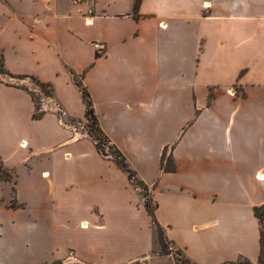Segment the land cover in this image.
Segmentation results:
<instances>
[{
	"label": "crops",
	"instance_id": "0c3cea01",
	"mask_svg": "<svg viewBox=\"0 0 264 264\" xmlns=\"http://www.w3.org/2000/svg\"><path fill=\"white\" fill-rule=\"evenodd\" d=\"M134 5L0 0L4 70L52 88L34 118L26 87L0 78V162L16 176L21 201L1 206L0 232L42 225L53 250L43 259L0 248V264H176L158 254L141 192L73 124L85 121V105L72 73L146 186L166 237L194 264L256 262L260 231L264 243V219L254 214L264 205V0ZM164 150L173 170L161 163ZM23 206L33 216H16Z\"/></svg>",
	"mask_w": 264,
	"mask_h": 264
},
{
	"label": "trees",
	"instance_id": "16d2710c",
	"mask_svg": "<svg viewBox=\"0 0 264 264\" xmlns=\"http://www.w3.org/2000/svg\"><path fill=\"white\" fill-rule=\"evenodd\" d=\"M139 1L140 0H135L134 11H136V8H137ZM2 65H3V62L1 64V66ZM3 72L7 73L10 76H13L14 78H28V79L32 80L36 84V86H38L42 90V92H41L42 96H40V98H42L43 96L48 97V98L52 97V88H51L50 84L43 83L32 75L15 76V75H12V74L6 72L5 70ZM72 76H73V80H74L75 85L79 88V90L81 92V96H82V99H83V102L85 105L84 119L86 121L85 126L87 127V129H86L87 134L93 140L98 153L104 157L112 159L117 164V166L119 168H121L127 174L128 179L136 188H138V190L143 195V198L146 199V197H148V200L144 199V206H145L148 214L151 217V223H152L154 230H155V233H156L157 242H158V246H159L158 254L159 255L170 254V250L168 249V246H167V237L164 233L163 228L157 223V221L154 217L155 205L152 203V200L148 194L146 186L136 178L134 171L129 168V166L125 160L124 155L117 149V147L110 141V139L101 130V128L98 124L94 109H93V105H92L90 95H89L87 89L83 86V84L81 82V76H77L73 73H72ZM24 89H26L28 91V93L30 94V96L34 102V105H35V111H34L32 116L34 118L41 116V114H43V111H39V105H37L36 97L27 88H24ZM108 144H109L108 147H109L110 151L105 150V146H107ZM165 151L166 150H164L162 153L161 163L163 161H165L166 162L165 163V169L173 170L172 160L170 157L165 158ZM13 178H14L13 171H11L8 168H6L5 166H3V164L0 162V181H11V180H14ZM151 204H153V205H151ZM254 214L258 218V220L261 222L264 219V205L255 207L254 208ZM259 243H260L259 254H258V258H257L256 262H252L245 257H240L235 261H229V262H225L222 264H264V243H263V236H262L261 231H260ZM185 258L188 260V258L186 256H185Z\"/></svg>",
	"mask_w": 264,
	"mask_h": 264
},
{
	"label": "rangeland",
	"instance_id": "374dc122",
	"mask_svg": "<svg viewBox=\"0 0 264 264\" xmlns=\"http://www.w3.org/2000/svg\"><path fill=\"white\" fill-rule=\"evenodd\" d=\"M2 64V57L0 55V78L4 79L6 82L11 83V84H18L21 86H24L28 88L29 91L33 93V95L36 97V102L37 105L40 106L41 102L43 101V97L41 92L42 90L36 86V84L28 79V78H14L13 76L8 75L7 73H4V67ZM2 70V71H1ZM7 72V71H6ZM39 99V100H38ZM71 123V122H70ZM86 121L78 123V122H73V124L76 126V128L80 130H84L86 132L87 127L85 126ZM109 144L105 146L106 151H110L109 149ZM14 180L11 181H15ZM24 179V177H22ZM11 181H0V208L3 204H7L9 206H14L16 203H21V201L16 197V201L14 198V193L12 189V182ZM143 193V192H142ZM25 194L23 193L22 196ZM145 199V198H144ZM145 200H148V197H146ZM153 205V204H151ZM24 208L21 210H26L24 211H19L16 213V216L25 218L28 216H33L30 215L32 214V207H28L25 209ZM1 212V217L7 216V214H2V210L0 209ZM0 248L4 250H8L16 255H22V254H37V256L44 258H51L52 254V248H51V239L50 235L47 232V230L41 225V228H35L33 229L30 233H24V234H19L17 231H15L10 225H3V230L0 232ZM167 246L168 249L170 250V254L175 260L176 264H194L192 263L189 259L187 260L185 258V255L183 252L176 247L168 238H167ZM159 248V247H158Z\"/></svg>",
	"mask_w": 264,
	"mask_h": 264
},
{
	"label": "built area",
	"instance_id": "2783aa9c",
	"mask_svg": "<svg viewBox=\"0 0 264 264\" xmlns=\"http://www.w3.org/2000/svg\"><path fill=\"white\" fill-rule=\"evenodd\" d=\"M72 3H79V2H81L82 0H70ZM92 47H93V49L94 50H100L101 49V45H100V43L99 42H93L92 43ZM44 99H43V101L45 100V99H48V97H43ZM42 101V102H43ZM42 102H41V104H42ZM26 145V142L25 141H23L22 143H21V146H25Z\"/></svg>",
	"mask_w": 264,
	"mask_h": 264
}]
</instances>
